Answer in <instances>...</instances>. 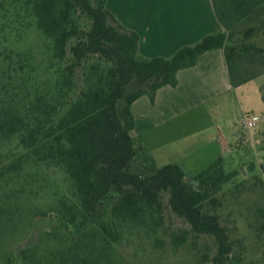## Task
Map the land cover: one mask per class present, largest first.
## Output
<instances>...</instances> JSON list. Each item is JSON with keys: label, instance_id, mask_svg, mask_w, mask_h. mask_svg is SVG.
Here are the masks:
<instances>
[{"label": "trees", "instance_id": "1", "mask_svg": "<svg viewBox=\"0 0 264 264\" xmlns=\"http://www.w3.org/2000/svg\"><path fill=\"white\" fill-rule=\"evenodd\" d=\"M211 4L222 32L147 59L106 0H0V264H125L131 244L156 249L168 236L179 247L188 234L214 241L211 264L239 263L216 214L237 172L219 157L185 180L130 135L131 105L175 87L203 53L222 50L232 88L264 74V0ZM167 216L188 229L169 233ZM36 224L15 252L9 243Z\"/></svg>", "mask_w": 264, "mask_h": 264}, {"label": "crops", "instance_id": "2", "mask_svg": "<svg viewBox=\"0 0 264 264\" xmlns=\"http://www.w3.org/2000/svg\"><path fill=\"white\" fill-rule=\"evenodd\" d=\"M106 8L123 27L138 35V53L147 59H167L182 47L222 32L211 0H106ZM176 79L175 87L158 89L152 103L144 95L131 105L135 125L130 135L140 138L150 154L156 148L159 154L175 156L180 151L188 156L186 152L193 147L191 119L213 120L222 106L232 110L236 103L240 117L249 112L264 118V74L232 88L220 49L200 55L193 67L179 70ZM180 127L184 137L179 146L176 130ZM235 140L232 133L223 141L226 152Z\"/></svg>", "mask_w": 264, "mask_h": 264}, {"label": "rangeland", "instance_id": "3", "mask_svg": "<svg viewBox=\"0 0 264 264\" xmlns=\"http://www.w3.org/2000/svg\"><path fill=\"white\" fill-rule=\"evenodd\" d=\"M248 26H238L239 37ZM260 38L258 43L264 41L263 36ZM31 42L35 41L31 39L27 44ZM199 119L194 117L189 122L193 147L186 152L188 156L180 155V151L175 156L159 154L156 148H153L152 154L147 150L146 152L153 158L157 168L167 164L182 165L180 167L185 180L193 178L222 157L225 171L235 170L237 176L219 194L221 206L216 214L228 230L235 251L240 254L238 264H264V186L260 182L264 181V118H257L253 129H242L239 125V105L235 103L232 110L225 106L219 108L213 120L206 117L200 121ZM183 131V127L176 130V138L179 139L176 143L179 146L182 144V136L184 137ZM232 133H235L236 140L230 145V151L226 152L223 141H227ZM38 181L45 185V179ZM48 201L49 199H37L33 204L43 206ZM166 225L169 233L188 229L174 216H167ZM40 226L29 225L24 233L16 235L9 246H13L17 252L18 246L22 244L19 236L23 234L26 241L32 242L39 236ZM215 252L216 245L211 238L188 234L186 242L179 247H174L167 236L161 247L153 249L147 245L131 244L120 251L119 257L125 264H211Z\"/></svg>", "mask_w": 264, "mask_h": 264}, {"label": "built area", "instance_id": "4", "mask_svg": "<svg viewBox=\"0 0 264 264\" xmlns=\"http://www.w3.org/2000/svg\"><path fill=\"white\" fill-rule=\"evenodd\" d=\"M257 117L254 115H251L249 113H245L241 115L239 120V125L244 130H251L253 129L257 124Z\"/></svg>", "mask_w": 264, "mask_h": 264}]
</instances>
